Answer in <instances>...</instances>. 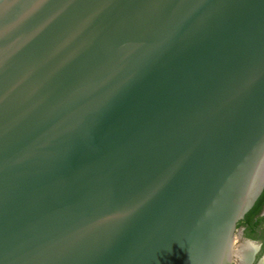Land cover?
Returning a JSON list of instances; mask_svg holds the SVG:
<instances>
[{
  "label": "water",
  "instance_id": "1",
  "mask_svg": "<svg viewBox=\"0 0 264 264\" xmlns=\"http://www.w3.org/2000/svg\"><path fill=\"white\" fill-rule=\"evenodd\" d=\"M263 193L264 0H0V264H234Z\"/></svg>",
  "mask_w": 264,
  "mask_h": 264
},
{
  "label": "flooded vegetation",
  "instance_id": "2",
  "mask_svg": "<svg viewBox=\"0 0 264 264\" xmlns=\"http://www.w3.org/2000/svg\"><path fill=\"white\" fill-rule=\"evenodd\" d=\"M240 237L246 242H253L258 250L252 264H264V193L254 206L238 225ZM237 232V233H238Z\"/></svg>",
  "mask_w": 264,
  "mask_h": 264
},
{
  "label": "bare ground",
  "instance_id": "3",
  "mask_svg": "<svg viewBox=\"0 0 264 264\" xmlns=\"http://www.w3.org/2000/svg\"><path fill=\"white\" fill-rule=\"evenodd\" d=\"M257 250H258V247L253 242L245 241L244 243L236 245V258L238 260L237 263L238 264H252L254 261L255 255L257 253Z\"/></svg>",
  "mask_w": 264,
  "mask_h": 264
},
{
  "label": "rangeland",
  "instance_id": "4",
  "mask_svg": "<svg viewBox=\"0 0 264 264\" xmlns=\"http://www.w3.org/2000/svg\"><path fill=\"white\" fill-rule=\"evenodd\" d=\"M237 234H239V235L236 236L235 244H236V245H239V244H241V243H244L245 240H244L243 238L240 237V230H239V232H238ZM240 242H241V243H240ZM237 262H238V260H237V258H236L234 264H238Z\"/></svg>",
  "mask_w": 264,
  "mask_h": 264
}]
</instances>
